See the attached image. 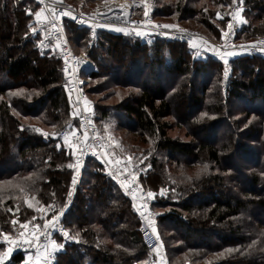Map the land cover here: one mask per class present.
Listing matches in <instances>:
<instances>
[{
    "label": "trees",
    "instance_id": "16d2710c",
    "mask_svg": "<svg viewBox=\"0 0 264 264\" xmlns=\"http://www.w3.org/2000/svg\"><path fill=\"white\" fill-rule=\"evenodd\" d=\"M231 1L154 0L152 15L157 22H192L206 38H218ZM241 7L236 40L257 41L264 36V0H242ZM37 9L29 0H0V235L54 202L66 209L65 226L79 233V243L57 254L56 264H150L137 215L102 168L90 160L79 181H71L72 157L55 137L75 124L76 105L60 60L39 50L28 30V10ZM63 27L73 50L94 65L88 84L108 81L86 86L87 96L105 93L93 102L96 124L118 116L135 136L130 142L120 136L113 152L144 158L137 179L154 194L150 211L160 213L155 223L169 264H264V57H236L224 83L223 64L195 59L186 43ZM125 89L133 91L123 95ZM8 90L17 95L7 99ZM223 126L221 137H211ZM172 128L190 140L169 136ZM23 260L16 254L6 264Z\"/></svg>",
    "mask_w": 264,
    "mask_h": 264
},
{
    "label": "built area",
    "instance_id": "2783aa9c",
    "mask_svg": "<svg viewBox=\"0 0 264 264\" xmlns=\"http://www.w3.org/2000/svg\"><path fill=\"white\" fill-rule=\"evenodd\" d=\"M29 1L36 4L45 15L44 19L34 21L30 33L34 38H37L39 50L55 53L60 60L63 86L66 92L73 97L76 105L75 126L61 131L55 137L68 146L72 157L71 168L76 171L71 178L72 183L74 180L73 184L79 181V172L85 163L90 160L96 162L102 168L104 176L116 183L123 195L130 201L137 215L141 240L145 247L152 252L154 260L159 264H168L164 258L165 248L158 236L155 223L160 213L150 211L152 197H148L137 177L131 173L125 163L113 155L114 140L112 136L109 133L100 132L93 113L85 110L88 101L86 93V86L89 82L88 73L95 68L92 61L83 53L73 50L64 31V22H70L79 28H87L90 30V35H94L101 26L112 25L125 29L127 36L143 39V42L146 43L155 39L186 43L190 46V51L195 59H206L209 55L220 61L223 64V69H228V66L225 65L221 57H224L228 52H246L248 56L264 57V37L255 41L254 44L236 40L244 22L241 3H239L240 17H236L238 5L235 4L227 14V22L220 45L209 51L207 42L200 31L174 29L169 33L160 22L155 21L152 15L154 0H101L94 2L89 11L76 10L74 6L67 7L64 0H43V3L40 0ZM79 1L84 3L85 0ZM64 12L69 14L62 15ZM229 24L233 25L231 30L228 28ZM33 27L36 29L35 33L32 31ZM65 135L68 137L67 141L64 139ZM43 138L46 136L43 135ZM48 205L52 207H47ZM48 205L38 210L36 224H17L7 234L9 240H15V244H9L3 239L4 235L2 236L0 243L5 246V251L11 248L7 256L8 261L16 254H21L24 258L23 261H33L38 255V249L40 253H43V246L50 241H55L63 245L55 253L54 258L49 259V264H56L57 254L64 251L66 246L79 243V239L78 242L68 239L61 232V228H64L69 232V236H74L64 224L66 209L58 208L53 204ZM61 211L63 215L59 217V223L53 229L49 221H51L54 212ZM46 224L48 227H45ZM154 229L155 231H153Z\"/></svg>",
    "mask_w": 264,
    "mask_h": 264
},
{
    "label": "rangeland",
    "instance_id": "374dc122",
    "mask_svg": "<svg viewBox=\"0 0 264 264\" xmlns=\"http://www.w3.org/2000/svg\"><path fill=\"white\" fill-rule=\"evenodd\" d=\"M134 1H136V0H134ZM64 2H65V6H74L75 8H76V10H85V11H89V10H91V8H92V4H90V2H88V1H84V3H82L81 1H79V0H64ZM232 3H231V5H230V8L231 7H233L235 4H237V3H233V0L231 1ZM230 8H229V10H230ZM37 11H39V9H37L36 10V12ZM35 13V12H34ZM229 13V12H228ZM35 20H37V18L35 17V15H32V19H31V21L29 22V23H27V27H28V30L30 31L31 30V27H32V25L34 24V21ZM41 20V19H40ZM159 22H161V24L164 26V25H171L172 27H165V29H166V31H168L169 33L171 32V30H174V29H183V30H185V29H188V30H196V31H200L201 33H202V35H203V37L207 40V48H208V50L209 51H211V50H214V47H217L218 45H220V43H221V41H222V33H221V35L218 37V38H215V36H210V34L209 33H207V38H206V35H204L205 34V32H204V28H202V27H200V26H198V25H196V24H194V23H192V22H189V23H178V22H176L173 18H168V19H164V20H158ZM0 33H2L3 34V30H1L0 29ZM264 37V36H263ZM262 37V38H263ZM139 40L141 41V42H143L144 40L143 39H140L139 38ZM259 40V39H258ZM256 41V40H255ZM255 41H251V40H249L247 43H249V44H254L255 43ZM149 42H151V40L150 41H148L147 43H149ZM144 43H146V42H144ZM189 50H190V46H189ZM17 53V52H16ZM191 54H192V52H191ZM123 58H125V57H127L126 55H124V56H122ZM137 57H139V56H137ZM207 57H209V58H212L211 56H209V55H207ZM235 59V58H234ZM233 59H231V60H227L228 61V63L227 64H225V65H227L228 66V69H227V72H228V75H227V77H225V70L226 69H223V74H222V76H221V78H223V80H222V82H224V83H226V80H228V78H229V76H230V74H231V68H230V62L232 61ZM122 79L121 80H123V79H125L123 76L121 77ZM107 80H104V79H100V80H98L97 82H90L88 85H87V90H89V89H91L92 87H93V85L95 84V83H107L106 82ZM152 83H151V81L149 80L148 82H147V85H151ZM120 91V90H119ZM133 90H131V89H125V90H121V93L123 94V95H126V93H129V92H132ZM135 91H137V89L135 90ZM105 93L103 92V93H99V94H97V95H95V96H92V95H89L88 94V96H87V99H88V101H87V105L85 106V110H89L90 112H92L93 113V115H94V117H96V113H95V110H94V108H93V102H94V100L95 101H97L98 99H102V97H103V95H104ZM15 95H17V91H15V90H8L7 92H6V96H7V99H8V97H13V96H15ZM69 97V96H68ZM2 99V97L0 96V100ZM69 99H71L70 97H69ZM72 100V99H71ZM114 102V100L113 99H107L105 102H104V104H112ZM244 105H243V103H241V102H239V104H238V110L239 109H242V107H243ZM26 121H34V120H29V119H26ZM120 123H121V120L118 118V116H113V115H111V117H110V119L107 121V122H98V126H99V128H100V130H102V131H104V132H106V133H109L111 136H112V138H113V140H114V149H115V147H117V145H118V139L120 138V136H124L126 139H127V141H132L133 139H134V135H132V134H130L129 135V133H128V131H126V130H124V129H122V126L120 125ZM75 125V124H74ZM74 125H72V127H74ZM71 127V128H72ZM218 128H220V130H217ZM218 128H215V129H213V130H210L211 131V137H218V136H222L225 132H226V128L223 126V127H218ZM66 130H68V129H66ZM101 131V132H102ZM210 131L208 132V134H207V132H205V133H199V136H200V138L201 139H205V140H207V137H208V135H209V133H210ZM168 134H169V136H171V137H175V136H179V139L180 140H182L184 143L185 142H188L189 140H190V138L189 137H185V134L183 133V131H180L179 132V130L177 129V128H172V130L171 131H168ZM63 145L66 147V149L68 150V146L65 144V143H63ZM142 147V149H144L145 147H146V145H142L141 146ZM68 153H69V150H68ZM114 153V155L117 157V158H119V159H121L124 163H125V165L128 167V169L131 171V173L135 176V177H137L138 175H139V173H140V171H142L141 169H140V165L142 164V162H143V160H144V158L143 159H139V160H137V161H134V154L133 155H123L122 153L121 154H117V153H120V152H117V151H114L113 152ZM70 155V154H69ZM71 156V155H70ZM231 162H234V160L233 159H231ZM139 180V179H138ZM140 181V180H139ZM161 195H164V193H161ZM165 196V195H164ZM48 204H54V205H56L54 202H49V203H47V205ZM44 205H46V204H44ZM41 208V207H40ZM39 208V209H40ZM14 220H16V219H14ZM13 220V221H14ZM38 222V213H37V217H36V219H34V218H32L31 219V221H29L28 219H26L24 222H19V221H15V225H17V224H27V225H34V224H36ZM13 230V229H12ZM11 230V231H12ZM4 234H8V233H2L1 235H0V241L2 240V236L4 235ZM0 244H2V243H0ZM3 245V244H2ZM3 247H4V251L2 252V253H4L5 252V246L3 245ZM8 255H9V253H8ZM8 255H6V256H4V258H3V260L2 261H0V264H6L7 262H8V260H7V256ZM164 258H165V260L167 261V263L169 264V262H168V260H167V257H166V251H165V254H164ZM152 260V262H153V264H159L158 262H156L155 260H154V258H152L151 259ZM32 262V264H36V261L35 260H33V261H31ZM151 262V263H152ZM150 263V264H151ZM22 264H29V262H27V261H23L22 262Z\"/></svg>",
    "mask_w": 264,
    "mask_h": 264
},
{
    "label": "snow or ice",
    "instance_id": "6c2138e0",
    "mask_svg": "<svg viewBox=\"0 0 264 264\" xmlns=\"http://www.w3.org/2000/svg\"><path fill=\"white\" fill-rule=\"evenodd\" d=\"M41 3H43V0H40ZM233 3H237L238 5V8H237V11H236V17H240V9H239V3H242V0H233ZM29 11V14L30 15H35V17L37 18V20H40L42 18V11H37L35 13H32L31 10H28ZM54 12V10H52ZM69 13L68 12H64L62 13V15H68ZM147 14V13H146ZM243 22V21H242ZM164 27H172L171 25H164ZM233 27L232 24H229L228 25V28L231 30ZM32 31L35 33L36 29L33 27L32 28ZM139 35V33H137ZM235 53L233 52H228L227 55H234ZM223 59V57H221ZM224 63L227 64L228 61L227 60H224ZM228 75V72H227V69L225 70V77H227ZM37 131H39V129H37ZM65 141H67L68 137L67 135H65L64 137ZM69 167H71V165H69ZM204 170H207L208 168V165L205 164L204 166ZM73 183H75V180L73 181ZM148 197H153V192L149 191L147 193ZM69 196H71V192L69 193ZM47 207H52L51 205H48ZM63 215V212H59V213H56L54 212L52 217H51V221H49V224L51 225V227L53 229H55L57 223H59V217ZM26 226V225H24ZM45 227H48V224L45 225ZM155 231V229L153 230ZM61 232L62 234L68 238V239H73V240H76L78 242V237H79V233H75L74 236H69V232L64 229V228H61ZM3 239L5 241H8L9 244H15V240H9V237L7 234H4L3 236ZM25 243H27V241H25ZM63 247V245L61 244H58L57 242L55 241H50L48 244H45L43 246V253H40L39 252V249H38V255L36 256L35 260H36V264H49V259L51 258H54L55 256V253L57 251H59L61 248ZM11 251V248H9L7 251H5L4 253H0V261L3 260L4 256L8 255V253ZM231 251V250H229ZM29 264H32L31 260L29 261Z\"/></svg>",
    "mask_w": 264,
    "mask_h": 264
},
{
    "label": "crops",
    "instance_id": "0c3cea01",
    "mask_svg": "<svg viewBox=\"0 0 264 264\" xmlns=\"http://www.w3.org/2000/svg\"><path fill=\"white\" fill-rule=\"evenodd\" d=\"M39 11H42V10L39 9ZM42 13H43V15H42L41 19H44L45 18L44 12L42 11ZM98 31H105V32H108V33H111V34H115V35L127 36V32H126L125 29L119 28V27H116V26H112V25L101 26V27L98 28ZM139 34H141V33H139ZM205 41L207 42L206 39H205ZM240 56H248V54L246 52L235 53L234 55L225 54L224 57H223V61L224 60H228L229 61L231 59H234V58L240 57Z\"/></svg>",
    "mask_w": 264,
    "mask_h": 264
}]
</instances>
